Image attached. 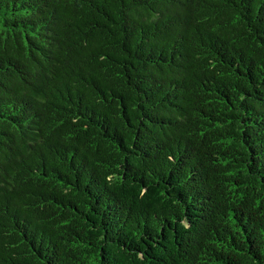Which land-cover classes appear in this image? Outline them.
Listing matches in <instances>:
<instances>
[{
  "label": "trees",
  "instance_id": "obj_1",
  "mask_svg": "<svg viewBox=\"0 0 264 264\" xmlns=\"http://www.w3.org/2000/svg\"><path fill=\"white\" fill-rule=\"evenodd\" d=\"M0 264H264V0H0Z\"/></svg>",
  "mask_w": 264,
  "mask_h": 264
}]
</instances>
